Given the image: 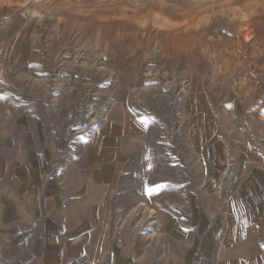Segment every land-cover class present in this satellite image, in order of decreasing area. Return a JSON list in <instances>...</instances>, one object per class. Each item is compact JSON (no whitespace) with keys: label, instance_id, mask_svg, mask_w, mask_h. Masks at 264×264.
Here are the masks:
<instances>
[{"label":"rangeland","instance_id":"rangeland-1","mask_svg":"<svg viewBox=\"0 0 264 264\" xmlns=\"http://www.w3.org/2000/svg\"><path fill=\"white\" fill-rule=\"evenodd\" d=\"M24 145L112 164L111 248L169 263L199 217L229 246L264 163V0H0V170Z\"/></svg>","mask_w":264,"mask_h":264},{"label":"crops","instance_id":"crops-1","mask_svg":"<svg viewBox=\"0 0 264 264\" xmlns=\"http://www.w3.org/2000/svg\"><path fill=\"white\" fill-rule=\"evenodd\" d=\"M94 148L63 176L54 151L8 150L0 170V264H264V163L247 170L250 177L232 206L230 245L207 239L222 227L199 217L193 230L204 238L164 263L156 252L138 257L139 248H127L128 254L125 247H109L110 197L121 185L116 188L114 167Z\"/></svg>","mask_w":264,"mask_h":264},{"label":"snow or ice","instance_id":"snow-or-ice-1","mask_svg":"<svg viewBox=\"0 0 264 264\" xmlns=\"http://www.w3.org/2000/svg\"><path fill=\"white\" fill-rule=\"evenodd\" d=\"M229 107H232L231 105H229ZM262 247H264V246H262Z\"/></svg>","mask_w":264,"mask_h":264}]
</instances>
